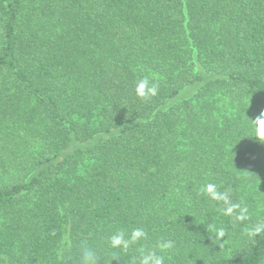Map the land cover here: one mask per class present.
I'll return each mask as SVG.
<instances>
[{"label":"trees","instance_id":"trees-1","mask_svg":"<svg viewBox=\"0 0 264 264\" xmlns=\"http://www.w3.org/2000/svg\"><path fill=\"white\" fill-rule=\"evenodd\" d=\"M261 112L264 0H0V264H83L84 247L138 264L163 240L165 264H264V233L245 232L264 222ZM137 227L146 240L108 246Z\"/></svg>","mask_w":264,"mask_h":264},{"label":"clouds","instance_id":"clouds-1","mask_svg":"<svg viewBox=\"0 0 264 264\" xmlns=\"http://www.w3.org/2000/svg\"><path fill=\"white\" fill-rule=\"evenodd\" d=\"M159 91V84L148 76H144L136 81L135 95L137 98L148 101L155 97ZM252 125V136L261 144H264V112L254 120H250ZM199 193L206 196L210 201L219 205L217 211L225 217H230L233 224L241 223L250 219L249 209L243 201L234 202L231 198V190H220L215 183H207L200 188ZM206 231L212 233L215 240L221 241L226 235L223 227L216 228L214 225H207ZM248 237L252 238L264 233V222H258L253 227L245 229ZM148 238L147 231L142 227L133 228L130 235H126L124 231H117L108 239V246L111 249L127 252L130 247L144 241ZM174 248L171 240H163L158 242L155 249L140 248L138 264H165L167 257L165 254ZM83 264H97L98 259L95 251L90 247L82 248Z\"/></svg>","mask_w":264,"mask_h":264},{"label":"rangeland","instance_id":"rangeland-1","mask_svg":"<svg viewBox=\"0 0 264 264\" xmlns=\"http://www.w3.org/2000/svg\"><path fill=\"white\" fill-rule=\"evenodd\" d=\"M261 163H264V157L261 158ZM255 194H257V193L255 192ZM257 197H260V196H257ZM201 241H202L203 244H206L204 239H201ZM202 250H203V248L202 249H198L196 252H201ZM196 252H194V253H196Z\"/></svg>","mask_w":264,"mask_h":264}]
</instances>
